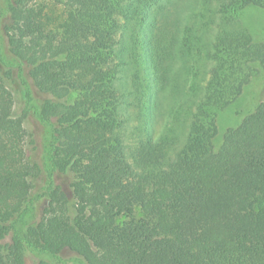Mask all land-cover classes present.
Listing matches in <instances>:
<instances>
[{
  "label": "trees",
  "instance_id": "1",
  "mask_svg": "<svg viewBox=\"0 0 264 264\" xmlns=\"http://www.w3.org/2000/svg\"><path fill=\"white\" fill-rule=\"evenodd\" d=\"M249 6L264 0H9L0 264H25L29 248L88 264H264V99L215 144L219 111L264 69V41L237 24ZM16 66L44 95L47 168L70 177L23 228L42 165L27 111L14 113Z\"/></svg>",
  "mask_w": 264,
  "mask_h": 264
},
{
  "label": "rangeland",
  "instance_id": "2",
  "mask_svg": "<svg viewBox=\"0 0 264 264\" xmlns=\"http://www.w3.org/2000/svg\"><path fill=\"white\" fill-rule=\"evenodd\" d=\"M9 0H0V41L2 42L5 54L8 60H13L12 55L8 52L6 45L3 26L9 20L8 16ZM238 25L246 27L250 30L253 38L257 41H264V8L257 6H249L241 11L238 16ZM20 66L15 68L16 88L18 89L14 113L19 115L25 109L27 118L25 125L31 133L28 141V149L32 152L33 158L42 165V174L33 192V199L30 202L29 211L25 215L26 222H18V226L23 228L25 224L36 222L40 219L44 204L46 202V192L51 184H61L64 188L69 187L70 177L66 174L55 173L51 176L52 171L47 168L44 154L50 137V129L47 124L41 122L38 117V110L42 104L44 95L39 93L34 86L32 79L23 72ZM25 82L30 84L27 88ZM27 94H25V92ZM264 99V69H260L251 82L245 86L241 95L228 108L222 109L217 115L219 126V134L215 138V144L220 145L224 132L229 127L238 125L242 119L251 111L256 109L257 104ZM49 259L52 261H65L66 264H88L81 256L74 252H66L59 257L50 256L45 253L35 251L29 248L26 253L25 264H37L41 259Z\"/></svg>",
  "mask_w": 264,
  "mask_h": 264
}]
</instances>
